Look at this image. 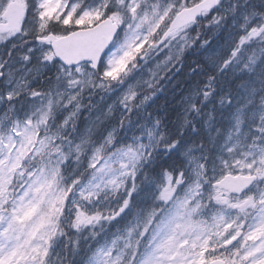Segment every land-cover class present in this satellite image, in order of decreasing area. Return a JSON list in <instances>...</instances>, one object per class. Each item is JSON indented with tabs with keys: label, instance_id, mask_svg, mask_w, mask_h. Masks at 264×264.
Listing matches in <instances>:
<instances>
[{
	"label": "snow or ice",
	"instance_id": "obj_1",
	"mask_svg": "<svg viewBox=\"0 0 264 264\" xmlns=\"http://www.w3.org/2000/svg\"><path fill=\"white\" fill-rule=\"evenodd\" d=\"M0 264H264V0H0Z\"/></svg>",
	"mask_w": 264,
	"mask_h": 264
}]
</instances>
